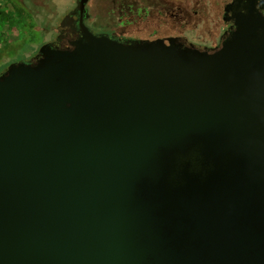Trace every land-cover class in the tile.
Listing matches in <instances>:
<instances>
[{
	"label": "water",
	"instance_id": "obj_1",
	"mask_svg": "<svg viewBox=\"0 0 264 264\" xmlns=\"http://www.w3.org/2000/svg\"><path fill=\"white\" fill-rule=\"evenodd\" d=\"M72 46L0 75V264H203L150 197L195 140H238L260 165L264 16L214 53L88 31Z\"/></svg>",
	"mask_w": 264,
	"mask_h": 264
},
{
	"label": "flooded vegetation",
	"instance_id": "obj_2",
	"mask_svg": "<svg viewBox=\"0 0 264 264\" xmlns=\"http://www.w3.org/2000/svg\"><path fill=\"white\" fill-rule=\"evenodd\" d=\"M42 6L46 39L18 62L34 64L45 44L70 53L86 31L126 46L172 39L182 49L214 53L244 16H264V0H44ZM221 139L192 141L168 158L150 197L155 217L172 248L198 251L203 264H264V157L258 165L238 140Z\"/></svg>",
	"mask_w": 264,
	"mask_h": 264
},
{
	"label": "rangeland",
	"instance_id": "obj_3",
	"mask_svg": "<svg viewBox=\"0 0 264 264\" xmlns=\"http://www.w3.org/2000/svg\"><path fill=\"white\" fill-rule=\"evenodd\" d=\"M43 3L44 0H0V73L11 62L28 60L46 39L37 9ZM52 4L56 6L51 1Z\"/></svg>",
	"mask_w": 264,
	"mask_h": 264
}]
</instances>
